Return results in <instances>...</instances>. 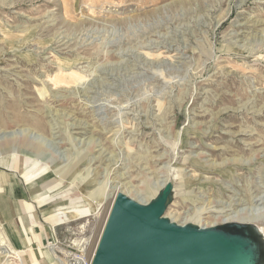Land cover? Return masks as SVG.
Listing matches in <instances>:
<instances>
[{
    "label": "rangeland",
    "instance_id": "1",
    "mask_svg": "<svg viewBox=\"0 0 264 264\" xmlns=\"http://www.w3.org/2000/svg\"><path fill=\"white\" fill-rule=\"evenodd\" d=\"M11 161L66 195L42 264L90 249L116 189L147 204L169 181V219L243 234L264 264L231 224L264 235V0H0ZM6 232L10 264H34Z\"/></svg>",
    "mask_w": 264,
    "mask_h": 264
},
{
    "label": "water",
    "instance_id": "2",
    "mask_svg": "<svg viewBox=\"0 0 264 264\" xmlns=\"http://www.w3.org/2000/svg\"><path fill=\"white\" fill-rule=\"evenodd\" d=\"M172 184L149 205L119 194L92 264H254L248 240L228 228L200 230L165 219ZM257 264V261L256 263Z\"/></svg>",
    "mask_w": 264,
    "mask_h": 264
},
{
    "label": "crops",
    "instance_id": "3",
    "mask_svg": "<svg viewBox=\"0 0 264 264\" xmlns=\"http://www.w3.org/2000/svg\"><path fill=\"white\" fill-rule=\"evenodd\" d=\"M20 166L21 163L11 161L0 167V225L7 229L12 244L26 250L30 262L42 264L39 257L48 260L44 245L54 240L46 219L49 220L54 206L66 195L50 194L49 183L43 182L33 169L23 173Z\"/></svg>",
    "mask_w": 264,
    "mask_h": 264
},
{
    "label": "bare ground",
    "instance_id": "4",
    "mask_svg": "<svg viewBox=\"0 0 264 264\" xmlns=\"http://www.w3.org/2000/svg\"><path fill=\"white\" fill-rule=\"evenodd\" d=\"M115 8V9H114ZM113 9H110V10H112V11H117V9L119 8V7H114ZM109 10V9H108ZM120 10V9H119ZM125 10V8L123 9V11ZM127 10V9H126ZM136 10V9H135ZM2 164V163H1ZM4 165H5V163H3ZM167 184H172L173 185V183L172 182H168V183H166L165 185H164V187L167 185ZM164 187L162 188V190L164 189ZM162 190L158 193V195H157V197L156 198H154L153 200H151L149 203H147V204H145V205H149V204H151L152 202H154L156 199H158L159 198V196L161 195V193H162ZM122 192L119 190V189H116L115 190V192L113 193V194H111L110 196H108L107 198H106V200H105V202H106V208H105V211H104V213H103V215H102V220H101V224H100V226H99V229L97 230V232H96V234H95V237L93 238V240H91V246H90V244H89V246H90V249L89 250H87V258H88V260H89V263L93 260V257H94V254H95V251H96V248H97V246H98V243H99V241H100V238H101V236H102V233H103V231H104V228H105V225H106V222H107V219H108V216H109V214H110V210H111V208H112V206H113V204H114V201H115V199H116V197H117V195H119V194H121ZM123 194V193H122ZM124 195H126V194H124ZM127 196V195H126ZM129 197V196H128ZM131 199H133V198H131ZM171 199H173V195L171 194ZM133 200H135V199H133ZM136 201V200H135ZM137 202H139V201H137ZM139 203H142V202H139ZM142 204H144V203H142ZM168 209V208H167ZM167 211V210H166ZM166 211H165V213H164V218L165 219H167V220H169L170 222H172V223H174V224H177V225H180V226H189V227H193V228H196V229H200V230H212V229H215V228H217V227H219L220 225H215V226H211V227H201V226H199V225H196V224H192V223H189V224H178V223H176V222H174V221H172L171 219H169L165 214H166ZM231 224H236V225H239V226H242L243 227V232H244V234H246L247 236H249V237H253L254 239H256V240H258L259 241V239L261 240V241H263L264 242V235L260 232V229L259 228H256V226L255 225H253V224H247V223H231ZM243 235V234H242ZM53 253H54V256H55V258L57 259V260H59V263L60 264H62V262H61V259H60V257L59 256H57L56 254H55V251H54V249L52 248V247H48ZM0 249H2V254L3 255H5L6 256V259H7V263L8 264H10V258H13V255L15 254V252L11 249V248H9L8 247V243L6 242V240L2 237V236H0ZM63 253H67V251L66 250H64L63 251ZM260 261H261V258L259 259V256H258V258H257V264H260ZM58 263V264H59Z\"/></svg>",
    "mask_w": 264,
    "mask_h": 264
},
{
    "label": "built area",
    "instance_id": "5",
    "mask_svg": "<svg viewBox=\"0 0 264 264\" xmlns=\"http://www.w3.org/2000/svg\"><path fill=\"white\" fill-rule=\"evenodd\" d=\"M54 249L55 246L53 245ZM55 254L60 257L62 264H92V261L89 263L87 258V251L84 253L81 250H77L75 252L68 251L67 253H63L61 251H56L54 249Z\"/></svg>",
    "mask_w": 264,
    "mask_h": 264
}]
</instances>
